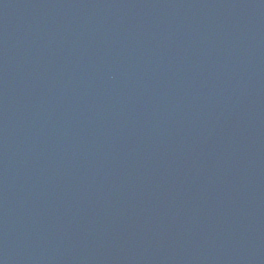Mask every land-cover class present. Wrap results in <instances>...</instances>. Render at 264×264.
I'll use <instances>...</instances> for the list:
<instances>
[{
    "label": "water",
    "instance_id": "1",
    "mask_svg": "<svg viewBox=\"0 0 264 264\" xmlns=\"http://www.w3.org/2000/svg\"><path fill=\"white\" fill-rule=\"evenodd\" d=\"M0 264H264V0H0Z\"/></svg>",
    "mask_w": 264,
    "mask_h": 264
}]
</instances>
